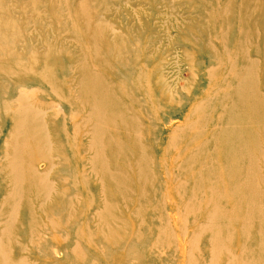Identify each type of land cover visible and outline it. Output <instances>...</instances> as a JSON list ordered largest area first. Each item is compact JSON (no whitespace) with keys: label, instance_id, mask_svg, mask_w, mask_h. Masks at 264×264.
I'll list each match as a JSON object with an SVG mask.
<instances>
[{"label":"rangeland","instance_id":"rangeland-1","mask_svg":"<svg viewBox=\"0 0 264 264\" xmlns=\"http://www.w3.org/2000/svg\"><path fill=\"white\" fill-rule=\"evenodd\" d=\"M39 1L44 16L29 29L24 25L27 17L37 16L40 9L27 7L24 0L0 2V20H10L22 35L14 41V55L0 49V239L10 261L25 257L32 264H50L44 257L50 249L56 252L53 258L59 264H112L106 244L91 238L102 199L121 202L100 174L103 162L110 151L119 154L128 146L135 157L145 146L152 160L149 171L153 180L131 184L135 194L131 205L142 209L135 232L139 236L134 248L138 264H183L178 243L183 234L191 245L189 264H206L210 235L200 234L194 245L192 239L203 224L202 213L211 206L203 207L196 217L186 215V197L175 189L183 177L173 162L169 139L182 124L181 117L206 95L205 71L211 64L199 27L202 18L184 6L193 5L203 13L208 0H87L89 10L80 15L75 8L81 0H68L62 12L56 10L59 0ZM172 4L180 7L170 9ZM62 15L80 29V45L64 36ZM99 19L117 30L127 45L126 58L132 65L123 76L112 74L109 58L98 56H105V45L95 44L93 39ZM110 32L105 33L107 38ZM3 35L12 34L4 30ZM262 42L260 36L257 43ZM190 76L194 79L189 96L171 109L159 104L163 96L180 92ZM110 86L120 101L121 110L117 107L116 114L119 119L122 114L131 115L138 122L134 125L138 137L124 138V119L113 127L107 116L112 102ZM31 90L36 92L27 96ZM24 109H29L30 116L19 124ZM103 127L106 130L99 133ZM110 138L122 141L119 149L111 147ZM24 143L29 144L28 151L23 149ZM23 173L37 174L43 181L23 185ZM168 173L171 179H167ZM219 222L216 224H225ZM162 227L169 235L164 244L157 240ZM36 233L41 237L32 245ZM75 245L85 254L81 260L68 261L67 252Z\"/></svg>","mask_w":264,"mask_h":264},{"label":"bare ground","instance_id":"bare-ground-1","mask_svg":"<svg viewBox=\"0 0 264 264\" xmlns=\"http://www.w3.org/2000/svg\"><path fill=\"white\" fill-rule=\"evenodd\" d=\"M24 1L27 7H32L35 11L40 9L39 0ZM67 2L68 0H59L57 12H62ZM90 5L87 0H81L75 11L79 15L86 14ZM172 5H169L170 9L180 7ZM184 8L202 18L199 27L202 29L201 35L205 36L204 48L211 65L205 71L206 95L181 117L182 124L169 139L173 162L177 164L178 172L183 177L175 189L183 192L186 197L187 216L196 217L204 211L203 207L211 206L209 210H205L207 212L202 213L203 224L192 239L194 245L200 240V234L210 235L209 240L207 239L209 259L206 264H264V0H208L203 13L201 8L193 5H186ZM8 10L11 12L9 7ZM43 16L40 9L37 16L27 17L25 27L31 25L35 28L37 21ZM61 21L63 29H66L64 36L80 45L78 26L63 15ZM95 26V44L105 45V56L102 53L98 56L100 59H110L114 69L112 74L123 76L124 71H129L132 64L126 58L128 49L122 35L100 19ZM4 30L12 35L6 37L3 35ZM109 31L111 32L107 38L105 33ZM31 34L33 30L27 36ZM259 35L263 39L262 43H257ZM20 36L22 38L10 20H0V49L6 50L8 56L17 52L14 41ZM79 66L72 67V70ZM193 79L190 76L180 92L161 97L162 102L159 104L170 109L179 104L182 97L189 96ZM109 89L112 102L107 116L110 115L113 127L124 119L127 124L124 138H129L128 135L138 137L137 131L134 132V125H138V122L131 115L125 114L119 119L120 115L116 111L120 101L112 86ZM34 92L36 91H27L26 95ZM21 97L24 98L23 95ZM56 108L61 111L58 106ZM27 112L29 109L22 111L19 124L29 118ZM36 113L40 114L39 111ZM105 130V127L100 128L99 133ZM109 142L116 149L122 145V141L116 138H110ZM28 145H22L25 151H28ZM106 158L103 162L104 170L100 174L108 181L110 192L120 197L121 202L102 199L101 209L95 212L96 232L91 238L94 242L106 244L110 249L106 256L113 260L112 264H138L139 257L134 248L139 236L135 232L139 228L142 209L135 204L131 205V201L135 199L131 184L136 183V180L149 184L153 180L149 171L152 160L147 156L145 146L138 149L135 157L132 156L131 148L125 146L119 154L110 151ZM98 160L100 161L93 158L94 162ZM117 163L123 165H116ZM115 166L119 168L116 169ZM95 174L99 176V172ZM167 175V179H171L170 173ZM21 178L23 185L33 180L43 181L42 177L33 173L29 176L23 173ZM66 183L63 182V186ZM105 190L107 192L106 188ZM47 191L46 187V196ZM17 197L18 194L15 193L14 199ZM11 220L12 217L9 221ZM219 221L225 224L220 226ZM40 237L41 233H36L30 243L35 245ZM164 237L169 240L165 227H162L157 233L160 244L165 243ZM59 240L64 242V239ZM178 243L181 262L184 264L185 260V264H189L192 260L188 253L191 245L186 234L178 238ZM47 246L48 243L44 247ZM55 253L50 249L44 253L50 264H59L53 258ZM83 254L85 253L81 247L75 245L67 252V260L78 257L79 260ZM116 256H119L117 260ZM84 259L82 258L83 261ZM0 264L32 263L25 257L10 261L9 252L2 246L0 239Z\"/></svg>","mask_w":264,"mask_h":264}]
</instances>
